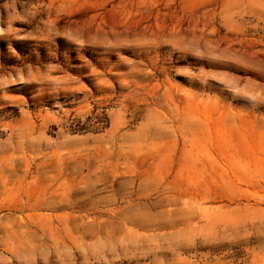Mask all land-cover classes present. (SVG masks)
Returning a JSON list of instances; mask_svg holds the SVG:
<instances>
[{
	"label": "rangeland",
	"instance_id": "rangeland-1",
	"mask_svg": "<svg viewBox=\"0 0 264 264\" xmlns=\"http://www.w3.org/2000/svg\"><path fill=\"white\" fill-rule=\"evenodd\" d=\"M0 264H264V0H0Z\"/></svg>",
	"mask_w": 264,
	"mask_h": 264
}]
</instances>
